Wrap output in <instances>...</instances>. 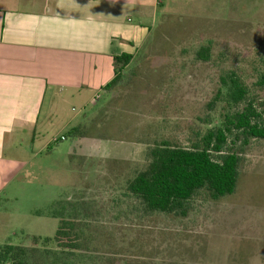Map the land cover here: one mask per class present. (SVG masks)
I'll use <instances>...</instances> for the list:
<instances>
[{
  "label": "rangeland",
  "instance_id": "1",
  "mask_svg": "<svg viewBox=\"0 0 264 264\" xmlns=\"http://www.w3.org/2000/svg\"><path fill=\"white\" fill-rule=\"evenodd\" d=\"M163 7L160 26L123 84L87 113L92 133L109 138L105 154L127 160L105 155L69 167L72 139L51 144L0 195V247L54 238L60 219L53 213L70 199L90 205L91 229L83 230L95 227L102 238L99 264H264V140L240 148L236 193L212 202L201 192L187 217L146 214L124 195L126 182L147 164L149 144L166 139L188 147L209 128L205 122L218 124L232 109L225 94L209 108L231 74L264 108L257 86L264 72V0H165ZM209 45L210 61L198 60ZM85 113L84 103L73 101L63 116L83 121ZM60 130L52 136L64 135Z\"/></svg>",
  "mask_w": 264,
  "mask_h": 264
},
{
  "label": "crops",
  "instance_id": "2",
  "mask_svg": "<svg viewBox=\"0 0 264 264\" xmlns=\"http://www.w3.org/2000/svg\"><path fill=\"white\" fill-rule=\"evenodd\" d=\"M164 1L0 0V195L37 155L87 123L97 96L116 78L115 57L133 56L124 75L148 48ZM73 101L84 103L83 121L64 119ZM55 128L65 134L53 137ZM92 130L72 139L69 167L105 155L127 160L105 154L109 138Z\"/></svg>",
  "mask_w": 264,
  "mask_h": 264
},
{
  "label": "trees",
  "instance_id": "3",
  "mask_svg": "<svg viewBox=\"0 0 264 264\" xmlns=\"http://www.w3.org/2000/svg\"><path fill=\"white\" fill-rule=\"evenodd\" d=\"M163 0H159L162 5ZM197 59L209 62L211 46L201 48ZM116 78L105 87L112 93L123 84V72L131 64L133 56L115 57ZM264 62V60H263ZM257 86L264 90V72ZM226 95V103L232 108L209 128L197 134L188 147L162 139L149 144L148 161L144 169L130 178L125 186V197L137 201L146 214L163 213L187 217L191 201L204 192L212 202H220L238 189L242 152L254 140H264V108L260 109L250 99L249 89L236 74L223 79L218 96L209 105L210 110ZM91 127L86 124L70 129L63 139L88 138ZM242 151V150H241ZM61 211L53 213L60 219V227L54 238L32 237V244L0 247V264H99L104 260L102 238L91 229L90 205L85 202L62 200ZM95 221V220H94ZM109 262L106 261L105 264Z\"/></svg>",
  "mask_w": 264,
  "mask_h": 264
},
{
  "label": "built area",
  "instance_id": "4",
  "mask_svg": "<svg viewBox=\"0 0 264 264\" xmlns=\"http://www.w3.org/2000/svg\"><path fill=\"white\" fill-rule=\"evenodd\" d=\"M100 98V96H97V99H99Z\"/></svg>",
  "mask_w": 264,
  "mask_h": 264
}]
</instances>
